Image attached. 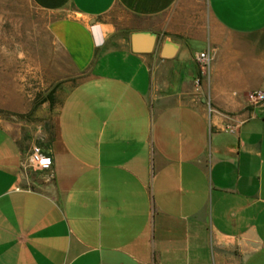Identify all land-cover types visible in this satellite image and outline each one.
Listing matches in <instances>:
<instances>
[{"label":"crops","instance_id":"obj_1","mask_svg":"<svg viewBox=\"0 0 264 264\" xmlns=\"http://www.w3.org/2000/svg\"><path fill=\"white\" fill-rule=\"evenodd\" d=\"M32 1L76 81L49 168L0 124V264H264V0Z\"/></svg>","mask_w":264,"mask_h":264},{"label":"rangeland","instance_id":"obj_2","mask_svg":"<svg viewBox=\"0 0 264 264\" xmlns=\"http://www.w3.org/2000/svg\"><path fill=\"white\" fill-rule=\"evenodd\" d=\"M200 9L207 15L205 1ZM50 23L32 0H0V124L32 147L49 145L61 103L76 81Z\"/></svg>","mask_w":264,"mask_h":264},{"label":"built area","instance_id":"obj_3","mask_svg":"<svg viewBox=\"0 0 264 264\" xmlns=\"http://www.w3.org/2000/svg\"><path fill=\"white\" fill-rule=\"evenodd\" d=\"M199 59L202 60L203 64L206 65V54H201ZM247 101L251 106H264V92L263 91H252L247 94ZM212 111V110H210ZM231 131H235V127L231 128ZM32 161L38 166L49 168L52 164L51 157L46 156L40 146H34L31 155Z\"/></svg>","mask_w":264,"mask_h":264},{"label":"water","instance_id":"obj_4","mask_svg":"<svg viewBox=\"0 0 264 264\" xmlns=\"http://www.w3.org/2000/svg\"><path fill=\"white\" fill-rule=\"evenodd\" d=\"M144 34L142 33H137L133 37V46L137 50V46L140 44V40L143 38ZM156 42V36L154 34H149L148 38V46L145 50V52H151L154 50ZM178 44H172L170 41H167V47L164 50V57H170L173 56V53L177 50Z\"/></svg>","mask_w":264,"mask_h":264},{"label":"trees","instance_id":"obj_5","mask_svg":"<svg viewBox=\"0 0 264 264\" xmlns=\"http://www.w3.org/2000/svg\"><path fill=\"white\" fill-rule=\"evenodd\" d=\"M48 101V100H47ZM52 104L54 103V100H53V98H51L50 100H49Z\"/></svg>","mask_w":264,"mask_h":264}]
</instances>
